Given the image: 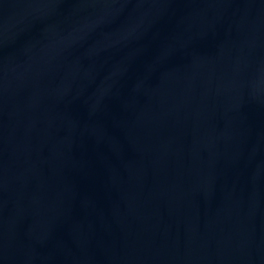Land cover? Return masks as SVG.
Here are the masks:
<instances>
[{
    "label": "water",
    "instance_id": "obj_1",
    "mask_svg": "<svg viewBox=\"0 0 264 264\" xmlns=\"http://www.w3.org/2000/svg\"><path fill=\"white\" fill-rule=\"evenodd\" d=\"M0 264H264V0H0Z\"/></svg>",
    "mask_w": 264,
    "mask_h": 264
}]
</instances>
